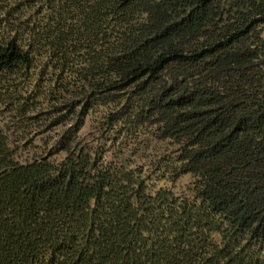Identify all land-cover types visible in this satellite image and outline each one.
<instances>
[{
  "label": "trees",
  "instance_id": "16d2710c",
  "mask_svg": "<svg viewBox=\"0 0 264 264\" xmlns=\"http://www.w3.org/2000/svg\"><path fill=\"white\" fill-rule=\"evenodd\" d=\"M0 264H264V0H0Z\"/></svg>",
  "mask_w": 264,
  "mask_h": 264
},
{
  "label": "rangeland",
  "instance_id": "374dc122",
  "mask_svg": "<svg viewBox=\"0 0 264 264\" xmlns=\"http://www.w3.org/2000/svg\"><path fill=\"white\" fill-rule=\"evenodd\" d=\"M193 183L194 180L191 177L187 176L183 177L178 183H176L174 186H170L169 188L180 196H190L188 192L190 191Z\"/></svg>",
  "mask_w": 264,
  "mask_h": 264
}]
</instances>
